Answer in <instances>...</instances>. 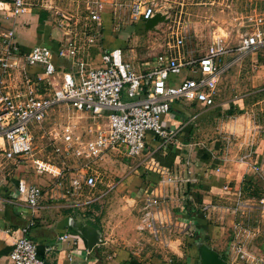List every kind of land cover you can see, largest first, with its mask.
Wrapping results in <instances>:
<instances>
[{"label": "built area", "instance_id": "built-area-1", "mask_svg": "<svg viewBox=\"0 0 264 264\" xmlns=\"http://www.w3.org/2000/svg\"><path fill=\"white\" fill-rule=\"evenodd\" d=\"M70 1L68 4L73 7L67 8L59 6L56 0L0 1V12L12 20L28 6L48 11L51 21L62 33L55 51L41 44L22 51L13 41L14 27L0 28L1 76L21 73L26 66H40L42 71L38 80L46 79L51 86L45 94L36 92L30 85L0 91V157L17 158L28 154L32 144L30 128L44 121L52 106L67 104L76 111L87 113L94 128L86 139L76 134L72 125H64L61 129V139L73 146L74 155L87 159L76 173L69 176L65 192L71 197L66 204L68 207H83L96 197L90 192L96 187L99 176L97 171L87 173L91 161L101 159L108 150L119 151L122 148L130 158L140 156L145 148L147 132L160 138L159 148L175 141L177 130L166 128L162 119L174 101L199 102L206 108L215 104L223 72L237 58L254 49L264 48V5L253 13L251 23L242 31L235 45L230 46L216 36L211 39L206 52L196 56L183 49L185 36L175 35L172 47L158 54L151 67L139 70L123 58L122 48L100 46L103 16L108 12L113 18L119 17L118 12L125 9L131 21L144 22L157 11L167 14L168 11L157 8L154 0ZM79 9L83 10L79 12ZM92 47L99 49L98 64L89 61ZM54 54L69 61L76 70H63L55 63ZM180 74L182 77L178 78ZM123 94L127 99H123ZM185 162L190 165V154H187ZM32 163L38 174L52 173L57 185H62V170H51L50 164L39 158H33ZM191 172L188 170L186 175H182L159 166L157 185L146 186L143 190L135 228L162 248L171 247L170 241L162 240L167 230L177 226L181 230L186 225L184 220L174 219L168 202L178 200L180 186L193 181ZM18 191L34 217L41 207L42 188L37 184L20 183ZM33 225L34 219L31 218L21 229L22 235L13 239L8 264H57L38 256L37 245L28 235ZM71 238L65 232L58 241ZM251 258L256 263L264 262L261 257L252 255ZM167 261L172 260L168 257Z\"/></svg>", "mask_w": 264, "mask_h": 264}, {"label": "rangeland", "instance_id": "rangeland-1", "mask_svg": "<svg viewBox=\"0 0 264 264\" xmlns=\"http://www.w3.org/2000/svg\"><path fill=\"white\" fill-rule=\"evenodd\" d=\"M56 2L65 8L72 6L68 4L70 0ZM155 2L157 8L168 11L169 15V21L159 23L156 30L146 31L139 27L138 23L130 20L125 9L118 12L119 17L112 18V36L124 43L123 58L139 70L151 67L158 54L172 47L175 35L185 36L183 49L196 56L204 54L211 39H215L216 36L221 37L230 46L235 45L242 31L251 23L253 13L262 9L264 5V0H155ZM29 7L37 8L36 6L27 8ZM80 10L83 9H79V12ZM83 59L86 61L85 56ZM72 69L76 70L75 67ZM177 77H182V74ZM4 79L5 85L11 84L6 88L9 90L19 81H29V78L22 80L18 72L9 74ZM40 90L50 91L48 86H42ZM123 99H127L124 94ZM231 103L236 109L232 113L226 112V107ZM239 108L240 113L237 110ZM186 116L188 119L191 118L189 122L192 123V130L189 135L190 145L184 153L190 154L195 161L196 150L211 148L214 160L218 164L232 162L237 169L236 173L232 172L236 174L233 177L234 181L231 183L227 181L224 184L226 188L223 186L217 190L203 191L197 196L199 202L192 201L194 210L202 213L203 217L214 225L212 233L207 230L201 232L200 242L218 252L229 264H264L256 263L251 258L252 255L264 258V48L254 49L237 58L223 72L212 107L190 109ZM197 116L202 117L197 120L195 118ZM92 122L87 113L76 111L67 104L52 106L44 121L31 126L32 144L28 154L17 158L5 155L0 157L1 161L6 162L0 179L10 178L13 172H18L23 174L26 181L35 182L41 188L46 187L42 185L39 174L37 173V176L32 168V159L39 158L60 167L62 185H57L52 177L48 183L56 192L64 194L63 202H69L71 197L65 193L68 178L76 173L87 159L74 155L73 146L62 141L61 129L64 125H72L74 132L81 134L82 139H86L94 128ZM126 156L108 150L101 159L89 163L99 176L96 187L90 194L94 193L93 196H97L104 189L105 176L115 178L110 185L117 183L119 177L116 174L120 167L130 162V158ZM241 157L244 159L240 160ZM133 160L137 162L140 157ZM11 162H15L14 165ZM125 168L126 171L127 166ZM247 176H250L248 177L250 183L244 185ZM98 190L100 191L97 194ZM16 194L17 190H14L12 195ZM191 200L193 197L189 199ZM184 201L187 200L171 199L168 207L176 221L186 222L185 227L181 230L178 226L173 227L162 237V240L167 239L170 244L178 240L176 247L180 255H173L172 245L169 248H162L148 235L136 231V217L139 211L135 207V210L127 214V231L128 237L133 236L135 244H138L137 242L138 245L143 244L141 249L130 244L125 248L100 246L99 249H95V252H99L98 264H120L118 254L127 256V252L138 262L162 256L166 257V261L170 257L172 260L170 264H190L193 260L199 264L197 249L185 243L186 237L193 235L195 226L193 221L188 222L181 215ZM106 207L103 202H94L84 207L83 213L93 218V223L100 225L99 219L106 213Z\"/></svg>", "mask_w": 264, "mask_h": 264}, {"label": "crops", "instance_id": "crops-1", "mask_svg": "<svg viewBox=\"0 0 264 264\" xmlns=\"http://www.w3.org/2000/svg\"><path fill=\"white\" fill-rule=\"evenodd\" d=\"M41 10L43 9L38 7L26 8L14 20L5 18V14L0 12V28L6 29L11 26L14 27L13 41L18 44L22 51H27L33 45L40 44L49 46L55 51L58 41L62 38L61 30L51 21L48 11L45 10L46 17L40 20L39 12ZM112 18L113 17L108 12L103 16L104 20L101 30L102 41L100 42V46H102V48H123L124 43L112 36ZM136 23L139 24V22ZM139 27L141 26L139 25ZM99 55V49L92 47L90 50V63H100ZM54 61L57 65L61 66L63 70L73 71L72 67L74 66L70 65L69 61L59 59L55 54ZM41 71L42 68L40 66H26L23 72L18 73L21 75L22 80L24 78H29V81H19L18 83H15L13 86L14 88H11V90H14L16 87L24 88L30 85L36 89V92L45 94L46 92H41L40 90L42 86H48L49 89H51V86L46 79L38 80ZM13 73L14 72H11V74ZM0 81L5 83L6 80L1 76ZM4 83L0 84V91H4L11 85L9 83L10 85L7 86ZM35 86H37V88ZM193 108L199 109L206 107L199 102L179 103L174 101L171 104L170 111L164 115L162 119L166 128L177 130L175 141L167 144L165 147L161 146L159 148L158 146L161 144L160 138H157L152 132H147L144 151L141 156L137 157H140V160L133 162L135 161L133 160L134 158L126 156L127 158H130V162H127V165L124 164L123 167H120V170L116 174L119 177L117 183L110 185L115 178L110 175L105 176L106 179L103 182L105 184L103 187L104 189L101 191L98 190L96 193L98 194L99 191L100 193L83 207H68L66 204H69V202H63L65 197L64 194L56 192L53 189L54 187L50 186L48 183V180H51V177L56 182L55 176L49 172H44L38 176L35 165L32 163L34 173L40 178L42 185L46 186L43 187L44 189L42 188L43 196L40 202L41 207L33 217L30 215V212L22 199V195L18 191V186L20 183H37L26 181L23 174H19L18 172H13L14 174L12 173L10 178H1L0 264H8V254L12 248V241L15 237L22 235L21 229L28 224V221L31 218L34 219V225L29 229L28 235L37 245L38 256L49 263L98 264L99 252H95V249H99L100 246L104 245L121 246L125 248L127 247V244H130L136 245V247L141 249L143 244L138 245L139 242H137L138 244H135V241L133 240L134 238L132 239L133 236L128 237L127 214H130L132 210H135V207L138 209L140 198L146 186H156L157 181L160 178L159 166L166 167L170 171L182 175H186L188 170L192 171L190 175L193 176V181L181 185L177 196L179 201L182 198L187 200L184 201L185 204H182L181 207L183 211L181 212V215L184 216L185 219L189 212L192 213L196 211L191 204L192 201L199 202L197 196H199L201 192H206L211 189L217 190L223 187L227 181H230L229 183L234 181L235 178L233 177H235L236 174L233 173L237 172L236 167L234 168L232 162L218 164L216 160H214L211 148L203 151L200 149L196 150V160H192L190 155L191 163L190 165L186 164L185 159L187 154L184 153V151L190 145L189 135L192 130V123L189 122L191 118L188 119L186 114ZM201 117L202 116H197L195 118L198 120ZM161 150L164 151L161 152ZM116 152L125 155L124 148ZM152 162H154V164H152ZM5 163V161L0 163V176L5 168ZM11 163L14 165L15 162ZM18 166L19 164H17V167ZM126 166L127 172L125 171ZM50 168L53 171L61 170L59 166L54 164H50ZM88 171L87 173L96 170L89 166ZM7 174L10 175V173ZM14 190H17L15 196L12 195ZM191 197H193V200L189 201ZM94 202H103L107 205L106 213L99 219L101 224L99 225L97 223L98 231L104 242L94 246L91 250H88L85 240L71 226V222H93V218L87 217V215L83 213V209ZM95 214L97 215L98 213L95 212ZM186 220L188 222L193 221L196 229L195 219L187 218ZM65 232L72 238L65 241H58V237ZM176 241L179 242L178 240H175L171 245L172 251H174L173 255L178 256L180 255V252H178V248L176 247L178 246L176 245ZM116 250L118 251V248H116ZM117 253H119V251ZM151 258L143 260V262L146 261V264H151ZM117 259L121 262V260L124 259V256L119 253ZM159 259L165 260L166 257L163 258L162 256H159Z\"/></svg>", "mask_w": 264, "mask_h": 264}, {"label": "water", "instance_id": "water-1", "mask_svg": "<svg viewBox=\"0 0 264 264\" xmlns=\"http://www.w3.org/2000/svg\"><path fill=\"white\" fill-rule=\"evenodd\" d=\"M168 21L169 16L167 13L157 11L153 16L143 22V29L146 31L156 30L159 23ZM71 226L85 240L88 250H91L94 246L104 242L101 239L98 229L88 223L72 221ZM196 249L199 255V264H229L219 255L218 252L207 246L204 242H198L196 244Z\"/></svg>", "mask_w": 264, "mask_h": 264}, {"label": "trees", "instance_id": "trees-1", "mask_svg": "<svg viewBox=\"0 0 264 264\" xmlns=\"http://www.w3.org/2000/svg\"><path fill=\"white\" fill-rule=\"evenodd\" d=\"M44 17H46V12L45 10H41L39 12V18L40 20L44 19ZM142 28H143V22H139V24ZM236 109L235 105L234 104H230L228 107H226V112H229V113H232V111ZM238 112L240 113L241 112V108L237 109ZM250 176H247L245 178V184H248L250 183L249 182V179L248 178ZM248 188V187H247ZM244 189L246 190V187H244ZM187 218H192V219H195L196 220V229L193 233L192 236H188L186 237V240H185V243L190 246V247H194L196 249V244L198 242H200V239L201 238V232L202 231H205L207 230V232L209 233H212L213 232V229H214V225L211 224L210 222H208V220H205V218L203 217L202 213H198V212H192L189 214H187L186 216V219ZM88 224L92 225L93 227L97 228L98 229V226L96 223H93L91 221H87ZM119 251V250H118ZM122 254V253H121ZM196 260H193L191 262V264H196ZM121 264H145L143 262H138L135 258H133L132 256H130V254L127 252V256H124V259L121 260ZM151 264H170L169 262L165 261V260H162V259H159V258H152L151 259Z\"/></svg>", "mask_w": 264, "mask_h": 264}]
</instances>
